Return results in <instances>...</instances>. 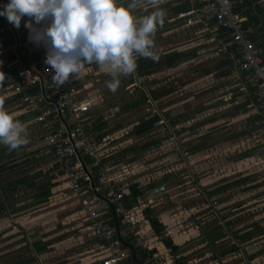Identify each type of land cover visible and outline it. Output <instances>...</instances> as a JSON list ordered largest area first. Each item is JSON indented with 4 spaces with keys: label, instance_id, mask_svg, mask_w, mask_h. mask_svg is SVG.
Listing matches in <instances>:
<instances>
[{
    "label": "trees",
    "instance_id": "16d2710c",
    "mask_svg": "<svg viewBox=\"0 0 264 264\" xmlns=\"http://www.w3.org/2000/svg\"><path fill=\"white\" fill-rule=\"evenodd\" d=\"M120 2L127 4L128 0H120ZM135 5V8L132 9V14L137 19L149 15L156 9H160L164 13L162 22L158 24L157 31L153 33L151 37L153 40L152 51L158 58L153 60L151 58L137 57L136 68L133 73L128 75L127 83L121 81L113 94H99L101 93V90L99 91L98 85L97 88L94 87L97 94L95 99H90L83 93L84 89L93 87L94 83L98 81L110 80L111 77L105 72L101 75L95 76L93 82H90L89 85L85 81L88 77L90 78L92 76L91 73H93L94 70L89 74H83L77 78L75 82L76 87L81 88L83 95L91 102L90 111L87 114L90 123L85 126V131L92 133L96 141L100 144H105L100 154V164L112 168L110 173L112 172L114 177H120L125 173H129V175L133 173L132 177L128 178V181L130 182L128 187L129 193L123 196V201L128 210L135 208L131 212L133 213L131 214V218L132 224L136 228V232H138L139 227V224L137 223L141 222L142 225H147V227L151 229L153 235L157 237L158 241L161 242L167 250V255L163 256V258L170 259L174 264H183L184 262L182 256H180L181 250L179 249V246L173 243L172 236L169 234V231H167V225H165L160 219V215L166 213V211L159 212L155 208L156 204L161 205V203L165 201L164 198L160 200L158 199L159 201L155 200L152 205H146L143 208L137 206L138 198H144L151 195L155 189L164 187L169 178L168 175L172 173L170 170H165V168L159 175H154V173L152 174L149 172L151 169L150 167L154 164L153 162H157L160 158L152 160L151 162L146 163V165L139 162L137 158L141 154L146 153L150 155V152L157 150L158 146L160 147V141L162 138H160L161 140H149L148 138L151 137L156 129L162 127L169 133L166 140L169 150L164 152L163 159L165 156L167 157L170 154H175L180 156L183 161H190L196 154L207 151V149L211 148L214 144H232L240 139L246 141L245 138H252V147H247L239 151L237 155H234L233 159L236 161H244L250 158L255 159L254 157L261 152V155L258 156L261 158L262 162H264V130L260 127L259 115L256 114L251 106L252 99L244 93L243 96L240 95L242 97L231 99V105L229 108L218 112L216 110V112L204 115L207 110H210L209 108H216L221 102L206 106L198 104L189 107L186 105V109L183 110L184 112L180 110L176 113H172V110L171 112H166L159 103L161 101H167L165 102V105L168 102L173 103L170 101L172 96L176 93V87L174 88V84L169 82L166 84H169L170 86L166 84L158 85V82L151 80L149 85L144 86L140 82H144L150 75L161 70L173 69L183 61H189L187 65L194 64L196 60H201L203 58V54L201 53L209 47L211 50L213 49L212 51H208V53H211V59H214L215 63L212 68L205 69L203 75L212 76L213 79H228L232 76L230 65L231 60L229 57L230 47L229 44H225V48L222 50L223 46L217 42L218 39L224 35L223 31L220 30L218 34L214 36L209 34V32L204 31L200 24L187 25L185 20L175 19L178 13L190 9L189 0H135ZM234 11L242 13V16L245 17V21L243 22L244 26L246 27L250 25L252 28L249 36L259 40L263 46L264 0H241V2L234 4ZM170 30L176 31H172L171 34L169 33ZM166 37H168V39H166ZM171 37H179L180 41L175 45L166 48H164L165 46L163 44L161 45L157 43L161 38L170 42ZM168 49L172 50L168 51ZM40 56L41 53L37 52L36 58ZM261 58L264 62V53L261 55ZM238 81L242 85L241 80L238 79ZM230 83L234 84L232 83V80L224 82L225 86ZM7 84L8 83L4 81L2 77V71H0V90L6 87ZM132 84L135 85L126 89V87ZM131 90L132 93L129 95ZM242 90L243 89L241 88V91ZM209 92L210 90L203 91L204 94ZM126 95L127 97H125ZM198 96L199 95H196V98ZM5 97L6 99L0 100V107L7 103L18 102L22 107L27 108L26 103L21 100L22 96L20 94H8ZM109 97H117L118 100L115 99L114 102H111L105 106L106 108H104L102 105ZM142 107H146L145 111L134 118L127 136H123L120 140L113 139L112 135L115 132L124 129V127L121 123H115L109 127L111 119H116L122 114L125 115L130 112H137ZM109 109L116 110L110 114L108 112ZM228 109L230 110L227 111ZM34 114V112L30 113L28 111L27 114H20L14 118L25 123V120L28 121L31 117L33 119ZM225 115L228 116L226 117ZM239 116L245 117L244 128L240 129L236 127L239 129L236 132L220 131L221 136H219V138L212 143L204 144L214 131H218L225 125H232L234 123L232 119H237ZM221 117L223 119L222 122L219 120ZM32 126L38 135V142H42L40 146L31 148L29 143L26 142L16 149L9 150L6 145L0 144V219L10 218L11 221H15L19 219L21 215H27L34 210L37 211L44 207L52 210L57 207L60 208L65 204L64 209L60 208L61 215L67 217L71 214L69 219L72 220L73 224H79V227H77L79 232L85 230L83 233V242L72 249L75 250L79 248L80 251H90L95 249L100 245V242L96 237L91 236L87 224L82 222L83 216L76 207L74 198L70 196L66 188H61V191H57L58 195L54 192L55 189L66 185L64 182V173L61 164L53 158V150L51 147L44 144L43 140L46 134L40 128V125L34 120L31 122L29 121L26 126V134ZM206 126H210L211 130H208L203 134H194L199 132V129L202 130L203 127ZM192 135L201 136L202 140L198 144L190 145L187 141H189V138ZM174 139L178 140L180 144L175 146L176 142ZM140 140H145V142L140 144L138 143ZM127 141H129L130 144L125 145V143H128ZM257 149L260 151L256 154ZM83 160L86 164L91 162V159L85 156H83ZM42 162H46L48 165L42 168L35 166ZM134 164H136V166L142 165L143 168H147L148 174L146 177L150 179L148 182L146 178L145 182H143L142 179L136 177L137 173H134ZM223 177L213 180V186L205 192L207 197H209V199H204L207 203L206 208H203L194 214V216L199 217L204 213H208L218 223V226L215 229L207 232L210 244L224 238L225 230L224 226H221V221L230 215L221 214L225 208H216L218 202L214 200L213 197L222 195L227 189L229 190V188L239 187L244 184H246L247 189L257 188L259 185L256 183L247 184L250 180L249 176L238 178ZM132 179H137V181L132 182ZM93 183L99 184V178L95 175V171L93 172ZM155 196L158 197V195ZM149 198L155 199V197L151 196ZM106 215H109V213ZM63 217L58 216V219ZM233 223L232 220H225V226L228 228L231 227ZM117 224L119 229L123 230L124 224L121 217L117 216ZM59 225L61 227L63 226V224ZM64 226L67 225L64 224ZM140 232L141 231L139 230V233ZM139 233L134 232V235L124 234V236L122 235V239L125 242L133 243L136 237L141 236ZM239 238L241 240L244 238L247 239L249 238V235H242L239 236ZM48 246L49 242H43L41 240H35L31 243L27 242L22 246L25 248V253L17 254L19 255V258L10 264H39L38 255L47 253ZM124 249L128 251L126 247ZM151 252L157 253V250L152 248ZM135 255L137 260L142 262V251L136 248ZM92 264L100 263L95 257L92 260ZM125 264L134 263L128 258Z\"/></svg>",
    "mask_w": 264,
    "mask_h": 264
},
{
    "label": "rangeland",
    "instance_id": "374dc122",
    "mask_svg": "<svg viewBox=\"0 0 264 264\" xmlns=\"http://www.w3.org/2000/svg\"><path fill=\"white\" fill-rule=\"evenodd\" d=\"M179 41V37L170 38V42L172 43L171 46L175 45ZM206 50L201 53L203 54V58L201 60H196L194 64L187 65L188 62L184 63L185 61H183L175 68L161 70L153 75H150L147 80L140 83L147 86L151 80H154L155 82H158V85H165L169 82L174 84V88L176 87V93L173 95L175 96L174 103H176L178 99L188 100V103H185L184 105H174L173 109H175V107L181 109L182 106H186V104L189 107L198 104H202L203 106L212 105L224 99H226L224 102L231 105V99H237L242 97L243 93H246L244 90L241 91L242 86L235 77L230 76L228 79H213L212 76L203 75L204 70L212 68L215 63L214 59H211V53H208V51H212L213 49L211 50L209 47L206 48ZM102 73H104L102 69H94L93 73H91L92 76L90 78L88 77L85 82L89 85L90 82H93V78L95 76L101 75ZM119 79L120 82L125 81V83H127L128 75H122ZM227 80H232V83L234 84L230 83L225 86L224 82ZM107 81L109 80L98 81L94 83L93 87L84 89V95L86 94L90 99H95L97 94L94 87L97 88V85L99 86V91L101 90V93L98 91L99 94H113L116 90L110 91L107 87ZM208 86L213 87L212 89H209V93L204 94L201 92L203 91L202 89L207 88ZM130 87H132V85H129L126 89ZM131 93L132 90L129 92V95H131ZM192 94L199 96L197 98L195 96L194 99H189ZM1 96L4 95H0V100L3 99ZM125 97H127V95ZM115 99L118 100L117 97H109L108 100H105L104 104L102 105L101 103V105L106 108L105 106L114 102ZM159 104H161L163 109H165L166 105L169 106L171 103L168 102L165 105V101H161ZM219 106L220 108H209L210 110H207L204 115L216 112V110L217 112L220 111V109L224 110L221 103ZM2 108L13 114V116H17V113L27 114L24 112L26 109L23 110L22 106L18 102H12ZM145 108L146 107H142L137 112H130L125 115L122 114L116 119L112 118L109 127L115 123H121L124 127V129L115 132L112 135V138L120 140L123 136H127L134 118L142 114L145 111ZM115 110L116 109H109L108 112L112 114ZM171 110L172 109H169L167 111L171 112ZM232 121H234L232 125H225L218 131H214V133L211 134V137L208 138L204 144L212 143L214 140L219 138V136H221L220 131L236 132L239 130L237 128H244V116H239L237 119L233 118ZM25 126H27V124H25ZM200 130L201 129H199V132L194 134H203L204 132L211 130V127L206 126L203 127L201 131ZM168 134L169 133L162 127L156 129L148 139L156 140L162 138V140L160 139V147L158 146L157 150L150 152V155L146 153L141 154L137 159L140 163L146 165V163L160 158L157 162L154 161V164L150 167L151 169L149 172L152 174L154 173V175H159L164 168L165 170H170V172H172L168 175L169 178L164 185L163 190L156 193L158 197L155 195L151 196L155 197V199L152 198L148 205H152L155 200L157 201L158 199L160 200L164 198L165 201L161 203V205L156 204L155 208L159 212L166 211L165 214L169 219L168 224H170L169 228L172 230L171 238L173 243L177 244L181 250L180 256L183 258V264H264V162H262L261 158L258 156L261 155V152H259L260 148L256 150V154L258 152L259 153L256 157H254L255 159L250 158L248 159L249 163H247V165H243V168H245L246 171L242 170V167L240 169L236 167L234 170L232 168L230 169V167H232L233 162H236V160L233 159L235 154L237 155L239 151L247 147H252V138H245L246 141L244 139L235 141L232 143L234 147H231L233 150L229 149V151L226 149L227 147H223L224 144H214L211 148H208L207 151L196 154L194 157L195 159L192 157V160L194 161L193 167L188 163L189 161H183V159L178 155L172 160L166 159L168 156H165L163 159L164 152L169 150L166 141L169 136ZM26 140L31 148H36L42 144L41 141L38 142V135L33 126L26 134ZM201 140V136L192 135L187 142H189L190 145H194L198 144ZM174 141L176 142L175 146L180 144L178 140L174 139ZM239 141H241V143H238ZM127 142L128 143H125V145L130 144L129 141ZM142 142H145V140H140L138 143L141 144ZM235 143H237V145ZM46 165H48L46 162H42L41 164L38 163L35 166L42 168L46 167ZM134 165V173H137L136 177L145 182V176L148 174L147 168H143L142 165ZM222 176L229 178L249 176L250 180L247 184H253L254 182L260 183H256L259 184L257 188L247 189L246 184L235 188H229V190L227 189V191H225L222 195L213 197V199L218 202L216 208H225L221 214L230 215L226 219H220L222 220L221 226H224L225 230L224 238L210 244L207 232L215 229L218 226V223L208 213H204L199 217L194 216V214H196L199 210L206 208L207 203L204 199H209V197H207L205 192L213 186V180ZM39 210H34L30 213L29 219L27 220L28 222L26 224L23 223L25 224L23 230L27 231L31 230V228H40L39 225L41 224L43 226V220L41 219L43 218L42 212L45 213V210ZM49 215L54 220L56 217L58 219V216H60L61 213L60 210H55V212L52 211L47 216ZM225 220H232L234 223L228 228L225 226ZM17 224V220L11 221L10 218L0 219V264H10L11 262H15L19 258V255L17 254L25 253V248L17 247L19 243L18 240H20L18 238L21 233H16V231L20 230V228H14L13 230H15V233L8 236V231H10L13 225L17 226ZM60 227L61 226L58 224L55 226L53 225L50 230H47L48 232H43V234H51L54 228L57 230ZM138 229L142 234H144L143 232L145 228L142 224H140ZM15 234H19V236H15ZM242 235H249V238L241 240L239 236ZM178 236L183 239L178 241ZM33 241L35 240L33 239ZM71 250L73 249L66 251V254L71 253ZM91 251L92 250H90L89 256L93 260L95 255L91 253ZM62 253L63 252H60V255L53 253L48 254L44 258L43 264H49L53 260L63 257Z\"/></svg>",
    "mask_w": 264,
    "mask_h": 264
},
{
    "label": "built area",
    "instance_id": "2783aa9c",
    "mask_svg": "<svg viewBox=\"0 0 264 264\" xmlns=\"http://www.w3.org/2000/svg\"><path fill=\"white\" fill-rule=\"evenodd\" d=\"M241 0H189L190 9L177 14L175 19L185 20L187 25L200 24L209 34L216 35L221 30L224 35L218 44L225 48L229 44V57L232 77L241 80L242 89L252 99L251 106L259 115V124L264 130V44L249 36L251 26H244L245 17L234 11V4ZM6 0H0V6ZM157 31V28H156ZM155 31V32H156ZM154 32V33H155ZM38 45L28 40V29L24 27V18L20 28H15L4 17H0V71L8 84L2 88L4 95L20 94L28 111L34 112V120L46 134L43 142L53 150V158L61 164L64 173L65 188L74 198L76 207L83 216L91 236L96 237L100 245L92 250L100 264H125L130 257L129 250L116 236L110 206L115 214L122 218L123 230L120 235L132 234L136 228L132 224L131 213L124 204L123 196L129 193V181L133 173L114 177L112 168L100 164L101 151L105 144L96 141L93 134L85 131L89 125L88 112L91 102L82 89L76 87L75 80L83 74H89L95 65L86 66L84 73L57 86L51 80V71L44 60H31ZM28 60L26 63L25 60ZM77 153L79 157L77 156ZM83 156L91 159L89 164ZM84 163L93 180V172L99 178V184L91 186L90 178L82 168ZM147 182L150 180L145 176ZM137 179H132V182ZM148 195L137 199V206L143 208L152 200ZM154 201V200H153ZM109 213V215H106ZM143 253L140 264H174L163 258L160 253H152V246L141 236L133 243ZM136 256V255H135Z\"/></svg>",
    "mask_w": 264,
    "mask_h": 264
},
{
    "label": "clouds",
    "instance_id": "9594fccd",
    "mask_svg": "<svg viewBox=\"0 0 264 264\" xmlns=\"http://www.w3.org/2000/svg\"><path fill=\"white\" fill-rule=\"evenodd\" d=\"M135 6V0H6L0 17L17 29L24 18L28 40L46 49L44 63L57 86L95 65L115 91L119 77L134 72L137 57L158 58L151 37L164 13L156 9L137 19ZM26 142L25 124L0 107V144L11 150Z\"/></svg>",
    "mask_w": 264,
    "mask_h": 264
},
{
    "label": "crops",
    "instance_id": "0c3cea01",
    "mask_svg": "<svg viewBox=\"0 0 264 264\" xmlns=\"http://www.w3.org/2000/svg\"><path fill=\"white\" fill-rule=\"evenodd\" d=\"M176 30H178V29H176ZM176 30H170L169 33L172 34V31H176ZM166 39H168V37H166ZM166 39H159L157 43L161 44V45L163 44L165 46L164 48L168 47L169 45L171 46L172 43L169 42V41L167 42ZM172 49H168V51L172 50ZM37 52L41 53V56L38 57V58H36V53ZM45 53H46V49L42 45H38L37 51H35L33 53V55L30 56L31 60H40V59L44 60L45 59ZM25 61H26V63L28 62L27 59ZM186 62L189 63V61H185L184 63H186ZM82 73H84V72L81 71L80 75H82ZM132 86H133V84H132ZM208 87L209 88H213L212 86H208ZM209 88H204L202 90L203 91H205V89L209 90ZM203 91H201V92H203ZM0 94L4 95L1 90H0ZM5 96L6 95L2 96V98L6 99ZM195 96H196V94H192V96H190L191 98L189 97V99H194ZM174 99H175V96H172V99H171L172 101L171 102H173V103H171L169 106L166 105V107H165L166 111L169 110V109H172V113L179 112L178 110L184 112L183 110L186 109V106H182L181 109L176 108V107H175V109H173L174 108L173 106L174 105H178V104L184 105L185 103H188V100L178 99V101L176 103H174V101H175ZM224 101H226V99L220 101L223 109L229 108L230 105L228 103L224 102ZM165 102H167V101H165ZM8 104H11V103H7L6 105H8ZM6 105H4V106H6ZM181 105H179V106H181ZM1 107H3V106H1ZM22 108H23V110L26 109V110H24V112L27 111V113H28L27 108H24V107H22ZM218 108H220V106H218ZM229 110L230 109H228L227 111H229ZM228 114H230V113H228ZM16 115L18 116L20 114L17 113ZM225 116L227 117L228 115H225ZM219 120H221V122H222L223 121L222 117ZM25 121L26 122L24 124H27L29 121L31 122L32 121V117H31V119H28V121L27 120H25ZM218 122H220V121H218ZM238 143H241V142H238ZM223 144H224L223 147H227L226 149L228 151H229V149H231V147H234L233 144L231 145V143H229V144L228 143H223ZM225 144H227V145H225ZM235 144L237 145V143H235ZM231 150H233V149H231ZM176 156L177 155H175V154H170V155H168V157L166 159H171L172 160V159H175L174 157H176ZM192 159L189 161V163H191L192 166H193L194 161ZM238 162H241V163H238ZM247 163H249L248 159L244 160V161L242 160V161L233 162L232 167H230V169L232 168L234 170L236 167L239 168V169L242 167V170L246 171L245 168H243V165H245V164L247 165ZM254 183H260V182H254ZM61 188L64 189L65 186L55 189L54 192L57 193V195H58L57 191H61L62 190ZM64 205L65 204H63L60 208L64 209ZM60 208L57 207V208H54L52 210H49L47 207H44L42 210H45V213L42 212L43 218L41 219V220H43V226L41 224V225H39L40 228H36V229H34V228L32 229L31 228V230H27V231L23 230V227H25V224L28 222L27 220L29 219L30 213H28L27 215L21 216L19 219H17V223H18L17 226L13 225L12 228L10 229V231H8V236L13 235L15 233V230H13L14 228L15 229H19L20 228V230H17L16 233L17 232L21 233V235L19 236V234H15V236L16 235L19 236V238L18 237L17 238L20 239V240L17 239L19 241L17 247H22L27 242L31 243V242H33V239L34 240H41L43 242H49L47 253H42V254L38 255L39 256L38 257L39 264H43L44 263V258L48 254L53 253V254L60 255V252H63L62 253L63 257H60V258H58L56 260H53L49 264H92V259L89 256L90 255V251H80V249L77 248L75 250H71V253L66 254V251H68L69 249H72L75 246H78L79 244H81L83 242V240H84L83 233L85 232V230H81L79 232V229L77 228V227H79V224H77V223L73 224L72 220L69 219V216L71 214L69 216H67V217H63L64 215H60L63 218H60V219L55 218L54 220L51 218L50 215L47 216L52 211L55 212V210H61ZM39 211H41V210H39ZM160 219H161V221H163V223L165 225H167V227H168L167 231H169V234L172 235V230H170V228H169L170 224H168L169 223L168 222L169 219L167 218V215L165 213L161 214L160 215ZM68 220H69V222H67ZM55 221H56V223H55ZM23 223H25V224H23ZM56 224H58V225L59 224H63V226L58 228L57 230L54 228V230L52 231L51 234H43V232L44 233L48 232L47 230L48 229L50 230L51 227L53 225L55 226ZM64 224L67 225V226H64ZM140 224H139V226H140ZM143 227L145 228V230L143 232L144 234H142L141 232L139 233L141 235V238H143V236H144L145 240L148 241L150 243V246H152V248H155L158 253H160L163 256L167 255L166 248L163 246V244L161 242L158 241L157 237H155L153 235L151 229L149 227H147V225L146 226L143 225ZM138 231H139V229H138ZM177 239H179L178 241H180L183 238H179V236H178ZM11 241H13V240H11Z\"/></svg>",
    "mask_w": 264,
    "mask_h": 264
},
{
    "label": "water",
    "instance_id": "95a60500",
    "mask_svg": "<svg viewBox=\"0 0 264 264\" xmlns=\"http://www.w3.org/2000/svg\"><path fill=\"white\" fill-rule=\"evenodd\" d=\"M77 156L79 157L78 153H77ZM82 163V168L83 170L87 173L88 177L90 178V181H91V186L93 187L94 184H93V180L91 179V176L90 174L87 172V169L84 165L83 162ZM163 190V187H160V188H157L153 191V194L156 195V193H159L160 191ZM110 212L112 214V220H113V225L115 227V231H116V236L118 237V239L121 241V243L129 250L130 252V257H131V260L133 261L134 264H140L137 260H136V256H135V250H134V247L132 244L128 243V242H125L121 235H120V230H119V227H118V224H117V216L115 214V211H114V208L112 206H110Z\"/></svg>",
    "mask_w": 264,
    "mask_h": 264
}]
</instances>
